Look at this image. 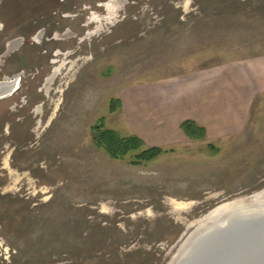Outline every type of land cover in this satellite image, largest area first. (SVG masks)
<instances>
[{"label": "rangeland", "instance_id": "rangeland-1", "mask_svg": "<svg viewBox=\"0 0 264 264\" xmlns=\"http://www.w3.org/2000/svg\"><path fill=\"white\" fill-rule=\"evenodd\" d=\"M15 75L0 98V264H169L217 206L264 200V0H0V81ZM214 76V116L189 118L203 139L171 122L169 141L156 108L123 111L119 94ZM100 120L170 150L111 158L92 139Z\"/></svg>", "mask_w": 264, "mask_h": 264}, {"label": "water", "instance_id": "water-1", "mask_svg": "<svg viewBox=\"0 0 264 264\" xmlns=\"http://www.w3.org/2000/svg\"><path fill=\"white\" fill-rule=\"evenodd\" d=\"M177 264H264V212L243 211L213 226Z\"/></svg>", "mask_w": 264, "mask_h": 264}, {"label": "crops", "instance_id": "crops-1", "mask_svg": "<svg viewBox=\"0 0 264 264\" xmlns=\"http://www.w3.org/2000/svg\"><path fill=\"white\" fill-rule=\"evenodd\" d=\"M15 43L16 42H13V44ZM229 64L224 65L225 69L222 70V75L226 73L229 77H248L250 73L249 65L244 64L243 66L232 67ZM225 79L229 82V78L226 77ZM261 79L264 83V77H261ZM215 81L217 83V78L214 76L209 82H200V85L196 84L195 86L188 85L183 92L179 93L166 90L167 93H157L154 91L153 94H150L149 92L141 91L140 94L144 96V99L137 92H131L129 98H125L123 94H119V97L122 101L123 111L125 110L126 116H129V120H132L131 122H136L145 108L150 107L152 111L153 108H156L157 111L165 117L164 123L160 125L161 127L159 126L160 131L164 133V137L169 139V141H178V138L181 137L180 135H185L179 128L178 130L181 132L180 135L178 134L179 132L177 133L175 130H171L169 126L171 122L179 125V123L187 117L199 121L197 117L199 115H204L211 119L212 116H214L213 111L218 107L216 103L219 98L218 94L220 93L218 89L215 88L217 84L212 85ZM229 84H231V82H229ZM181 115L185 116L178 120V117ZM199 123L203 125L201 120ZM204 126L206 125L204 124Z\"/></svg>", "mask_w": 264, "mask_h": 264}, {"label": "trees", "instance_id": "trees-1", "mask_svg": "<svg viewBox=\"0 0 264 264\" xmlns=\"http://www.w3.org/2000/svg\"><path fill=\"white\" fill-rule=\"evenodd\" d=\"M120 106L119 100L111 99L109 111L113 112ZM180 130L190 139H203L205 128L192 119L186 118L179 124ZM94 144L102 148L111 158L123 159L129 156V163L140 165L155 159L159 155L168 152L157 145H146L141 137L136 134L121 135L114 129L105 128L100 120V124L91 127Z\"/></svg>", "mask_w": 264, "mask_h": 264}, {"label": "bare ground", "instance_id": "bare-ground-1", "mask_svg": "<svg viewBox=\"0 0 264 264\" xmlns=\"http://www.w3.org/2000/svg\"><path fill=\"white\" fill-rule=\"evenodd\" d=\"M17 85L18 79L16 77L14 78V81L1 83L0 95H9ZM259 196L255 195L254 201L247 200L246 202H240V204H238L239 202L225 204L223 203L217 206L207 216L199 220L200 225L198 227H195V229L182 242L178 254H176V256L173 258V260H171L169 264H177L183 257V254L188 251L190 246L193 243L195 244V242L199 240L200 236L203 235L207 230L211 229L213 226L220 225L226 220H229L230 218L236 216L237 214L243 213V211L255 210L257 212H264V200L260 202L258 199Z\"/></svg>", "mask_w": 264, "mask_h": 264}, {"label": "flooded vegetation", "instance_id": "flooded-vegetation-1", "mask_svg": "<svg viewBox=\"0 0 264 264\" xmlns=\"http://www.w3.org/2000/svg\"><path fill=\"white\" fill-rule=\"evenodd\" d=\"M46 25H48V24H46ZM46 30V29H45ZM52 30H51V28H50V26L48 25V28H47V30H46V32L45 31H42V30H38L37 31V33H36V35L35 36H33V40H35V41H39V42H41L42 40H48V34H50V32H51ZM46 34V35H45ZM54 39L56 38L57 39V34L55 33L53 36H52ZM61 38H63V35H62V37ZM13 42L14 41H12V42H10L7 46H8V49L10 48V47H12V45H14L13 44ZM17 78L18 79V85H19V80H20V75H15L14 77H2V80L5 78V82H10V81H14V78ZM16 86V88L15 89H13V91L10 93V94H13L17 89H18V87L19 86Z\"/></svg>", "mask_w": 264, "mask_h": 264}]
</instances>
